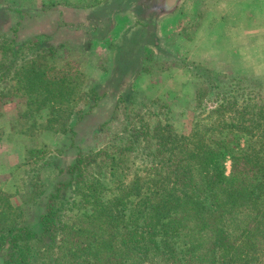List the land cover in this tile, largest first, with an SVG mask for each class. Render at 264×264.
Returning a JSON list of instances; mask_svg holds the SVG:
<instances>
[{
	"label": "trees",
	"instance_id": "16d2710c",
	"mask_svg": "<svg viewBox=\"0 0 264 264\" xmlns=\"http://www.w3.org/2000/svg\"><path fill=\"white\" fill-rule=\"evenodd\" d=\"M28 45L18 49L1 45L5 61L0 62V83L6 88L0 89V97L10 96L6 92L13 90L28 97L30 112L61 111L60 116L68 119L62 118L59 132L68 135V121L89 113L77 114L80 106H89L91 112L103 96L84 84L86 76L78 66L39 64V57L30 59L33 49ZM229 85L235 94L233 84ZM232 91L215 94L224 112L236 108ZM252 108L258 116L251 131L231 127L250 139L259 130L264 141V106ZM38 130L35 124L22 134ZM126 131L132 134L125 148L108 142L103 149L81 155L68 168L69 181L57 184L53 200L70 189L89 208L74 220L49 205L40 217L42 233L37 235L21 220V207L0 191V221L12 223L0 233V255L8 242L11 251L3 264H33L36 244L38 257L48 255V263L40 264H249L239 262L257 260L264 249V150L255 149V142L240 145L233 131L232 136L219 131L216 137L206 130L198 139L186 140L179 151L169 149L167 138L160 139L143 148L147 178L136 177L124 186L126 153L138 151V140L147 135L144 124ZM228 158L232 169L226 176L223 160ZM108 177L115 183L109 187L111 198L105 197L108 186L103 180Z\"/></svg>",
	"mask_w": 264,
	"mask_h": 264
},
{
	"label": "rangeland",
	"instance_id": "374dc122",
	"mask_svg": "<svg viewBox=\"0 0 264 264\" xmlns=\"http://www.w3.org/2000/svg\"><path fill=\"white\" fill-rule=\"evenodd\" d=\"M70 1L75 2L79 7H85L99 4L104 0ZM253 3L250 2L249 4L252 5ZM241 8L245 13L247 12L243 6ZM252 10L253 8L250 7L249 11ZM113 12L115 11L106 9L97 13L96 17L103 23L104 27L110 25L116 18L118 24H125L124 17L120 18L121 14ZM180 12L181 10L177 11L180 18L175 23L174 31L165 37L161 32L160 44L156 50L148 52L144 59L143 71L151 75L150 78L153 82L144 83L143 86L137 85L143 89L145 86L150 88L149 91L154 93H149L152 96L157 91L158 97L149 98L144 96L143 92L139 95L137 93L129 95L125 90L120 93L113 88L108 92L105 90L103 92L98 91L97 85L99 84L97 81L102 80L99 77L98 80L86 77V82L84 81L86 86L89 88L97 86V89L95 88L97 95L103 96L105 93L106 96H113L117 101L116 106L111 110L96 107L90 112L89 106L86 108L81 105L77 114L89 113L80 119L78 115L73 116L68 121L69 129L66 131L68 134L66 135L59 132L63 128L64 119L67 118L66 115L60 116L62 115L61 111H58L57 114L50 110V112L44 111L41 114L34 111L30 112L29 107L32 105L28 104V97L22 96L20 93L14 94L13 90L6 92L9 88L3 91V93L6 92V94L10 93L11 95L0 97V164L7 166L10 162L9 151L7 153L3 147L9 145L7 141L9 136H6L7 131L26 132L31 130L35 124L36 128L39 127L38 132L33 135L24 134L25 138L20 142L21 153L25 156L22 165L16 166L12 170L13 172L9 170L7 173H3L1 175L3 177L0 178V191L9 197L15 207H21V220L35 234L40 235L42 233L40 217L47 212L49 205L55 206L62 216L71 220L89 211V208L83 204L81 197L72 193L70 189H65L58 198L53 200V196H57V184L69 181L68 168L75 164L81 155H90L92 150L103 149L108 142L119 148H125L127 140L133 132L131 130L130 133L126 129L131 126L140 127L144 124L147 135L138 140L140 142L137 145L138 151L126 153L128 159L122 166L125 169V178L122 182L124 186H129L136 177L147 178V172L144 170L147 166L143 148L158 143L160 139L165 140L167 138L166 143L169 149L173 146L175 151H179L185 147L186 140H196L206 130L216 137H218L219 131L223 130L226 135L230 136L234 135L231 133L233 131L240 138V145L248 146L255 142V149L264 150V141L259 130H255L254 138L250 139V136H247L245 132L238 129L233 130L231 127L245 128L248 133L254 128L258 116L252 107L254 105L264 106L263 39L250 40L246 35L239 34L233 36L230 31L231 28L228 27L223 29L225 34L228 31L224 35V40L235 42L223 40V44H217L214 42L215 38L212 37L211 29L200 30L196 24L198 23L197 20L193 21L192 27H188L186 20H184L185 23L183 22L182 12ZM261 13L263 15L264 11ZM248 22L249 20L246 18V23ZM255 23H257L256 20ZM135 24L137 23L133 22V26ZM201 41H206L208 44L201 45ZM248 41H251V44ZM27 43L33 49L30 52L32 55L30 59L39 57V64L49 62L63 67L65 63L69 62L73 66H78L83 74L89 64L98 63L100 68L105 71H109L112 65L105 49L87 54L81 49H71L68 45H55L48 38H32ZM2 44H7V42L1 41L0 48L3 47ZM21 46L16 45V49ZM203 46L207 47L206 53ZM1 51L2 49H0ZM215 55L222 56V58L215 59ZM4 61L5 56L0 54V62ZM127 66L130 67V65ZM122 71L124 70L122 69ZM102 76L105 77V74ZM131 77L132 74L129 70L123 75L121 81L129 82L132 80ZM234 80L236 82H233ZM156 82L159 84L157 88L154 86ZM79 83H82L81 79ZM120 84H116V87H119ZM229 84H233L235 94ZM2 87L6 88L4 84L0 83V89ZM223 90L227 94L232 91V94L237 96L233 102L236 108L234 109L232 106L230 109L234 111L231 113L224 112L215 99V94ZM88 102L90 105L91 101ZM8 103L21 105L22 119L18 120L17 118L11 123L6 120L2 113H4V107ZM17 110L21 112L20 109ZM77 110L78 107L74 108V111ZM26 113L27 116H25ZM41 125L48 126L50 130H40ZM42 134H44L42 136L44 139L40 137L28 140L27 138L38 137ZM17 147L19 148V146ZM115 151H117L116 148ZM46 163L50 165H46ZM223 163L226 170L225 174L229 176L232 169L230 158L223 160ZM159 167L163 166L160 165ZM165 173L163 171V175ZM103 181L108 186L105 197H113L112 189L110 190L109 187L114 186V180L108 177ZM11 225L12 223L9 224L8 221H0V233L10 229ZM9 247L8 242L1 252L0 264H3L11 256ZM37 247L39 244H36L33 249L35 257L32 261L33 264H40L42 261L48 263L46 260L48 255L38 257L37 252H35ZM258 256V258L255 256L257 260L261 258L258 261L245 260L239 263L264 264V249L259 252Z\"/></svg>",
	"mask_w": 264,
	"mask_h": 264
},
{
	"label": "crops",
	"instance_id": "0c3cea01",
	"mask_svg": "<svg viewBox=\"0 0 264 264\" xmlns=\"http://www.w3.org/2000/svg\"><path fill=\"white\" fill-rule=\"evenodd\" d=\"M250 2L254 3L250 5ZM250 7L253 8L252 11H249ZM106 9L121 14L120 18L124 17L125 24H118L116 18L104 27L96 14ZM180 10L181 18L183 22L186 20L188 27H192L193 21L197 20L196 24L200 30L211 29L217 44H223L224 35L228 33L226 31L225 34L223 29L228 27L231 28L233 36L246 35L250 40L262 38L264 42V14L261 13L264 11V0H104L85 7H79L70 0H0V42L6 41L11 46H21V41L26 44L32 38H48L55 45H68L71 49H81L87 54L105 49L112 62L110 70L105 71L95 63L87 65V69L83 71L88 78L98 80L99 77L102 80L97 81L98 91L108 92L113 88L120 93L124 90L129 95H139L143 92L144 96L155 98L159 96L156 90L152 96L149 93H154L149 91L150 88L138 87L153 82L151 75L143 71V62L147 53L156 50L160 44V33L165 37L174 31L175 23L180 18L177 11ZM133 22L137 24L133 26ZM249 23L251 24L248 26ZM248 43L251 44V41ZM200 44L208 43L201 41ZM203 50L206 53L207 47L203 46ZM214 58L220 59L222 56L215 55ZM129 70L132 80L124 83L121 78ZM119 83V87H116ZM157 83H154L156 88L159 86ZM116 102L113 96H106L104 93L98 109H114ZM2 114L11 123L17 118L22 119V107L16 103H8ZM43 135L27 138L36 139ZM6 136H9V145L3 147L7 153L9 151L10 162L7 166L0 164V178L3 173L9 170L13 172L16 166L20 167L25 158L20 146V142L25 138L24 134L21 131H7Z\"/></svg>",
	"mask_w": 264,
	"mask_h": 264
}]
</instances>
